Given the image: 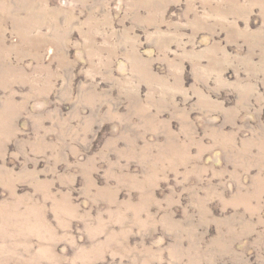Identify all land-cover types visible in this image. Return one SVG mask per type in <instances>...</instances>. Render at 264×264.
Segmentation results:
<instances>
[{"label": "rangeland", "instance_id": "obj_1", "mask_svg": "<svg viewBox=\"0 0 264 264\" xmlns=\"http://www.w3.org/2000/svg\"><path fill=\"white\" fill-rule=\"evenodd\" d=\"M0 264H264V0H0Z\"/></svg>", "mask_w": 264, "mask_h": 264}]
</instances>
